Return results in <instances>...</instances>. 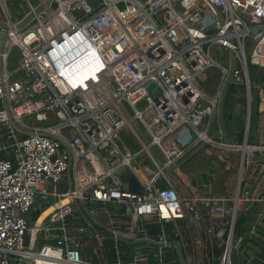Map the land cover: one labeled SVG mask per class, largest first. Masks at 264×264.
<instances>
[{
	"label": "built area",
	"instance_id": "2783aa9c",
	"mask_svg": "<svg viewBox=\"0 0 264 264\" xmlns=\"http://www.w3.org/2000/svg\"><path fill=\"white\" fill-rule=\"evenodd\" d=\"M0 22V264H182L176 243L184 264H264V0H0ZM233 64L247 119L226 144ZM202 145L211 167L185 171Z\"/></svg>",
	"mask_w": 264,
	"mask_h": 264
},
{
	"label": "water",
	"instance_id": "95a60500",
	"mask_svg": "<svg viewBox=\"0 0 264 264\" xmlns=\"http://www.w3.org/2000/svg\"><path fill=\"white\" fill-rule=\"evenodd\" d=\"M51 2V0H47V3L49 4ZM42 10V7H38L36 10H35V13H39L40 11ZM34 17V13H30L18 26H17V29H22L24 28L30 21L31 19ZM220 19L222 20V16L219 15ZM0 26H3V27H6L3 23L0 22ZM232 55V58H234V52L231 53ZM240 67L239 64H236V65H232V68H231V72H230V75L229 77L227 78L226 82H225V85H224V88H223V92H222V97H221V101H220V105H219V117H220V129H221V134L223 136V139H224V142L226 144H231L232 141L229 137V134H228V131L226 129V125H225V98L227 96V93H228V90H229V87L233 84L234 82V71L235 70H238ZM257 76L260 77L261 81L264 80V68H259L256 72ZM250 99H251V92H248V102H249V107L248 109H250L251 107V104H250ZM23 100V98H20L19 99V102H21ZM122 108L125 112V114L127 115V117H131V114L129 113V111L127 110V108L122 105ZM248 113L249 110H248ZM229 119H231V116L228 117ZM134 128L136 129V131L140 134V136L146 141L148 142V139L147 137L145 136V134L143 133V131L141 130V128L137 125V123H134ZM206 146L205 145H202L201 147H199L198 149H196L195 151H193L190 155H188L181 163H180V166H185L189 163L190 160H192L196 155H198L199 153H201V151L203 149H205ZM155 153L157 154V152L155 151ZM235 155L237 157H241V153H235ZM255 159L256 160H263L264 161V157L263 156H259V155H256L255 156ZM120 178L123 182H126V183H129V187H130V190L134 191V192H140V188L137 184V181L135 179V177L133 175H123V172H120ZM177 249H178V255H179V259H180V262L182 264H184V260H183V257H182V253H181V248H180V244L179 243H176L175 244Z\"/></svg>",
	"mask_w": 264,
	"mask_h": 264
},
{
	"label": "rangeland",
	"instance_id": "374dc122",
	"mask_svg": "<svg viewBox=\"0 0 264 264\" xmlns=\"http://www.w3.org/2000/svg\"><path fill=\"white\" fill-rule=\"evenodd\" d=\"M31 1L34 4H36V2L38 0H31ZM16 67H17V60L14 57H12L11 58V61H10V68L11 69H14ZM253 71H254V69H252V72ZM217 76H218L217 70H215V69H208V70H206L204 73H202L200 75V79H201L202 83H204V85L206 86V88L209 91H212L214 89V87H215V83H216V80H217ZM255 81H257V78H256L255 73L253 72L252 73V82H253V84L255 83ZM208 82L209 83L213 82V83H211L210 86H208ZM257 91H258V89L256 87H253L252 88V94H251V96H252V103L251 104L252 105L255 104V98L257 97ZM251 113H252V115L250 117V120L253 121L254 118H255V109H254V112L251 111ZM241 117L243 118V120L240 119ZM246 119H247V104H246V99H245V103H244V106L242 107L241 112H238V113H236L234 115V121H233L232 126H234V128L239 131V129L243 125V122H246ZM122 136H123V139H124V141L126 142V144L128 146L132 147L136 151H138L141 148L140 146H138L137 143L134 142L133 139L129 138L127 135L124 136L122 134ZM207 153H209V148L206 149V150H204L203 152H201V154L199 153L200 155L198 154L199 156H197V158L195 159V161L192 162V163L190 162V164L188 163L187 168H184V170L185 171H189L190 170V171L195 172V173L196 172L201 173L203 171L208 170L209 167H211V163H209V161H211L210 160L211 159V156L210 155H206ZM227 170H228L227 168H223L221 171H222V173H223V171H225V172H233L234 175L236 173V169L235 168H233V169H231L229 171H227ZM196 179L199 180V183L201 185V181H200L201 180V177L197 175L196 176ZM192 180H193V178H192ZM203 180H205L204 177H203Z\"/></svg>",
	"mask_w": 264,
	"mask_h": 264
},
{
	"label": "trees",
	"instance_id": "16d2710c",
	"mask_svg": "<svg viewBox=\"0 0 264 264\" xmlns=\"http://www.w3.org/2000/svg\"><path fill=\"white\" fill-rule=\"evenodd\" d=\"M255 73V71H253ZM251 72V75L252 73ZM258 96V94H257ZM245 103V95H244V90L242 86H235V85H231L229 87L227 96L225 98V125H226V129L229 130L232 127L233 121H234V115L231 113V109L239 104V105H244ZM257 97L255 98V104L252 105V112H254L255 109V114L257 112ZM231 116V119H229L228 117ZM241 119L243 120V118L241 117ZM255 119V118H254ZM243 133H244V122L242 127L239 129V137H238V142L241 143L242 139H243ZM209 163H211V161H209ZM234 174L232 172H223V173H218L216 174V176L212 179L211 182V192H213L214 194L220 195V194H224L226 192V190L230 187V182L233 180ZM201 190V188H200ZM39 214V212H37L34 215V218L37 217V215ZM260 256L263 257V255H259L255 257V261L256 263H261L264 258L262 259Z\"/></svg>",
	"mask_w": 264,
	"mask_h": 264
},
{
	"label": "crops",
	"instance_id": "0c3cea01",
	"mask_svg": "<svg viewBox=\"0 0 264 264\" xmlns=\"http://www.w3.org/2000/svg\"><path fill=\"white\" fill-rule=\"evenodd\" d=\"M256 75V78H257V81H255V84L256 85H264V80L263 81H261V79H260V77H258L257 76V74H255ZM211 83H213V82H211ZM211 83H209L208 82V86H210V84ZM257 89H258V87L257 86H255ZM257 93H258V91H257ZM246 104H247V102H246ZM244 105H239V104H237V105H235L230 111H231V113L233 114V115H235L236 113H238V112H241V110H242V107H243ZM256 115V114H255ZM237 118V117H236ZM241 119V118H240ZM244 127H245V122H244ZM228 131V134H229V137H230V139H231V141L233 142V143H237L238 142V135H239V131L237 130V129H235L234 128V126H232L229 130H227ZM201 154V153H200ZM199 154V155H200ZM199 155H196L192 160H190L189 161V164H190V162L192 163V162H194L195 161V159L197 158V156H199ZM206 155H208V154H206ZM188 165V164H187ZM182 172V171H181ZM181 172H180V174H181Z\"/></svg>",
	"mask_w": 264,
	"mask_h": 264
},
{
	"label": "bare ground",
	"instance_id": "6f19581e",
	"mask_svg": "<svg viewBox=\"0 0 264 264\" xmlns=\"http://www.w3.org/2000/svg\"><path fill=\"white\" fill-rule=\"evenodd\" d=\"M180 175H181V177H182L187 183H189V182H188V179L186 178V176H185V174H184L183 172H181Z\"/></svg>",
	"mask_w": 264,
	"mask_h": 264
}]
</instances>
